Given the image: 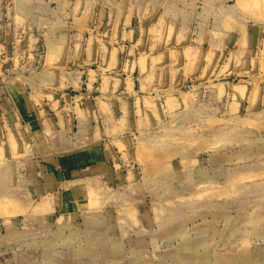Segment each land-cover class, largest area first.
Masks as SVG:
<instances>
[{"label":"crops","instance_id":"obj_1","mask_svg":"<svg viewBox=\"0 0 264 264\" xmlns=\"http://www.w3.org/2000/svg\"><path fill=\"white\" fill-rule=\"evenodd\" d=\"M237 7V0H0V199L43 222L69 214L92 223L104 214L95 196L102 201L111 181L128 176L103 131L109 112L100 103L158 88L167 95L190 82L198 98L239 103L243 93L254 113L264 112V57L245 59L250 73L236 78L241 41L246 56L264 53V2L257 18Z\"/></svg>","mask_w":264,"mask_h":264},{"label":"rangeland","instance_id":"obj_2","mask_svg":"<svg viewBox=\"0 0 264 264\" xmlns=\"http://www.w3.org/2000/svg\"><path fill=\"white\" fill-rule=\"evenodd\" d=\"M263 2L237 0V8L257 18ZM239 45L237 79L250 73L245 59L264 57ZM189 85L100 103L128 179L95 196L104 214L92 223L69 214L43 222L0 199V264H264V112L243 93L239 103L218 102Z\"/></svg>","mask_w":264,"mask_h":264},{"label":"bare ground","instance_id":"obj_3","mask_svg":"<svg viewBox=\"0 0 264 264\" xmlns=\"http://www.w3.org/2000/svg\"><path fill=\"white\" fill-rule=\"evenodd\" d=\"M99 105V104H98Z\"/></svg>","mask_w":264,"mask_h":264}]
</instances>
